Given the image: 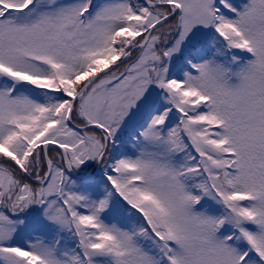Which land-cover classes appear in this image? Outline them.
I'll list each match as a JSON object with an SVG mask.
<instances>
[{
    "label": "snow or ice",
    "instance_id": "snow-or-ice-1",
    "mask_svg": "<svg viewBox=\"0 0 264 264\" xmlns=\"http://www.w3.org/2000/svg\"><path fill=\"white\" fill-rule=\"evenodd\" d=\"M0 264H264V0H0Z\"/></svg>",
    "mask_w": 264,
    "mask_h": 264
}]
</instances>
